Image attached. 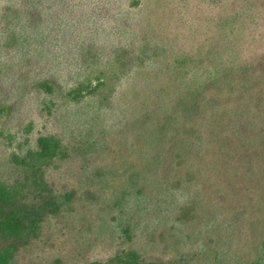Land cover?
<instances>
[{
  "label": "trees",
  "instance_id": "16d2710c",
  "mask_svg": "<svg viewBox=\"0 0 264 264\" xmlns=\"http://www.w3.org/2000/svg\"><path fill=\"white\" fill-rule=\"evenodd\" d=\"M194 1L26 0L38 16V5L54 12L26 33L22 24L9 36L24 42L38 35L43 45L48 29L57 36L64 29L74 65L66 91L73 101L127 80L122 123L113 136L118 147L105 157L117 181L123 178V190L135 202L146 200L156 218L164 215L158 204L169 196L181 198L201 233L217 237L226 251L252 245L256 258L251 263L263 264L264 64L242 61L239 51L231 54L224 44L203 45L197 30L187 25ZM198 1L223 10L226 0ZM158 7L169 11L167 20V14L156 15ZM241 16L236 12L226 20L234 24ZM190 40L193 44L186 45ZM102 57L103 68L93 78L81 75ZM42 86L50 89L45 80ZM65 156L57 137L40 136L36 149L18 162L24 177L0 179V264H14L17 251L37 237L45 217L61 210L64 202L45 170ZM246 213L248 225L259 232L255 240L236 234L231 224L222 231L229 217ZM87 264L158 263H146L140 250L131 248Z\"/></svg>",
  "mask_w": 264,
  "mask_h": 264
},
{
  "label": "rangeland",
  "instance_id": "374dc122",
  "mask_svg": "<svg viewBox=\"0 0 264 264\" xmlns=\"http://www.w3.org/2000/svg\"><path fill=\"white\" fill-rule=\"evenodd\" d=\"M31 6L26 0H0V179L23 178L19 160L36 149L40 136H55L66 156L54 159L45 175L64 204L57 214L45 217L37 237L17 251L14 264L104 262L131 248L139 249L146 263L252 264L256 258L252 245L226 251L217 237L197 229L181 198L169 196L163 206L158 204L164 211L159 218L151 215L153 206L146 200L130 199L119 184L123 178L117 181L105 159L118 147L113 136L122 123L120 106L125 103L127 80L73 101L66 91L74 65L64 29L58 36L48 29L43 45L38 35L31 34L24 42L9 36L22 24L26 33L43 15L54 12L38 5V16ZM155 12L169 18L163 7ZM236 12L242 13L239 22L226 20ZM189 14L187 25L197 30L203 45L224 44L231 54L239 51L242 61L264 64V0H226L223 10L196 0ZM101 59L81 75L93 78L103 68L105 57ZM43 80L50 83L49 90L43 88ZM249 217L250 213L229 217L221 222L222 231L231 224L233 232L255 240L259 232L248 225ZM242 251L248 255L242 256Z\"/></svg>",
  "mask_w": 264,
  "mask_h": 264
}]
</instances>
